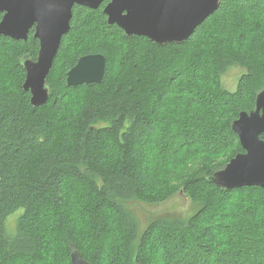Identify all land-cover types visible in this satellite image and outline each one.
I'll return each mask as SVG.
<instances>
[{
	"label": "trees",
	"instance_id": "trees-1",
	"mask_svg": "<svg viewBox=\"0 0 264 264\" xmlns=\"http://www.w3.org/2000/svg\"><path fill=\"white\" fill-rule=\"evenodd\" d=\"M110 1L73 8L38 108L22 64L38 41L0 36V264H72L76 250L91 264H264V191L211 180L245 152L232 124L264 90V0H221L188 41L165 46L110 25ZM90 54L106 57L104 79L69 86ZM231 68L244 71L234 91ZM181 192L193 214L140 234L128 205Z\"/></svg>",
	"mask_w": 264,
	"mask_h": 264
},
{
	"label": "water",
	"instance_id": "water-1",
	"mask_svg": "<svg viewBox=\"0 0 264 264\" xmlns=\"http://www.w3.org/2000/svg\"><path fill=\"white\" fill-rule=\"evenodd\" d=\"M104 0H0V36L26 40L35 26L40 41L37 61L25 60L23 88L38 108L48 103L50 75L62 39L70 32L73 8L99 9ZM221 0H111L104 9L110 25H117L126 36L148 38L159 46L182 45L220 7ZM106 57L90 54L79 59L67 73L71 87L101 83L106 72ZM232 129L244 149L211 180L226 190L258 187L264 191V90L256 98L255 110L243 112ZM182 193V192H181ZM72 264H91L79 251L71 254Z\"/></svg>",
	"mask_w": 264,
	"mask_h": 264
},
{
	"label": "rangeland",
	"instance_id": "rangeland-1",
	"mask_svg": "<svg viewBox=\"0 0 264 264\" xmlns=\"http://www.w3.org/2000/svg\"><path fill=\"white\" fill-rule=\"evenodd\" d=\"M244 73L239 68H231L223 78L225 88L234 91L237 87L240 76ZM128 208L135 214L140 224V234L143 233L148 222L156 217L167 215L168 217L188 218L194 212V207L189 198L182 193L172 199L158 205H148L139 202H132ZM16 218V219H15ZM17 216L10 217V227L14 232Z\"/></svg>",
	"mask_w": 264,
	"mask_h": 264
},
{
	"label": "flooded vegetation",
	"instance_id": "flooded-vegetation-1",
	"mask_svg": "<svg viewBox=\"0 0 264 264\" xmlns=\"http://www.w3.org/2000/svg\"><path fill=\"white\" fill-rule=\"evenodd\" d=\"M3 17H4V14H2V19H3ZM2 19H1V21H2ZM0 23H1V22H0ZM35 33H36V31H35V26H34L33 28L30 29V31H29V33H28V37H27L26 40H19V41H27L28 38H29V36L32 35V37L35 38V39L38 41V43H39V48H38L37 57H36L35 59H33V58L30 57L29 54L25 55V56L22 58V62H23L22 64H23V67H24V62H25V60H27V59L32 60V61H37V60H38L39 51H40V41L35 37ZM8 38H9V37H8ZM10 39H11V38H10ZM12 40H13V39H12ZM15 41H18V40H15ZM24 69H25V68H24Z\"/></svg>",
	"mask_w": 264,
	"mask_h": 264
}]
</instances>
